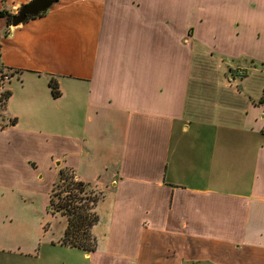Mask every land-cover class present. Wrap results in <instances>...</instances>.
Returning <instances> with one entry per match:
<instances>
[{
	"label": "crops",
	"instance_id": "1",
	"mask_svg": "<svg viewBox=\"0 0 264 264\" xmlns=\"http://www.w3.org/2000/svg\"><path fill=\"white\" fill-rule=\"evenodd\" d=\"M210 5L209 34L172 46L143 0L0 18V264H264V0ZM61 169L101 193L94 252L60 244Z\"/></svg>",
	"mask_w": 264,
	"mask_h": 264
},
{
	"label": "trees",
	"instance_id": "2",
	"mask_svg": "<svg viewBox=\"0 0 264 264\" xmlns=\"http://www.w3.org/2000/svg\"><path fill=\"white\" fill-rule=\"evenodd\" d=\"M12 16L7 12H0V18H5L7 27L10 25ZM28 19L33 18L29 17ZM6 35L7 32L4 36ZM229 74L232 79H235L231 69H229ZM48 86L52 97L58 98L60 91L54 78L49 79ZM9 95V92H2L0 103H4ZM101 197L100 192L94 190L89 184L78 180L73 171L59 170L49 194L48 211L66 219L65 232L60 240L61 245L84 252L96 250L97 244L91 230L98 222V216L94 209Z\"/></svg>",
	"mask_w": 264,
	"mask_h": 264
},
{
	"label": "rangeland",
	"instance_id": "3",
	"mask_svg": "<svg viewBox=\"0 0 264 264\" xmlns=\"http://www.w3.org/2000/svg\"><path fill=\"white\" fill-rule=\"evenodd\" d=\"M143 3L147 5L145 11L155 15V32H165V39L162 37L154 38L155 45L161 44V41L171 45L172 41L176 39V32H185L180 40L182 45H187V40L193 36L194 32H198L200 37L206 36L210 32V0H160V2L143 0ZM162 17L165 19L163 20ZM3 25L4 23L0 22V30H2ZM5 33V31L0 32V35ZM167 34L169 39L166 37ZM171 51L174 52L175 50L172 49ZM7 82L8 80H5L4 84ZM52 177L53 174L46 175L45 173L37 186V192L40 194L39 204H43L46 200Z\"/></svg>",
	"mask_w": 264,
	"mask_h": 264
},
{
	"label": "water",
	"instance_id": "4",
	"mask_svg": "<svg viewBox=\"0 0 264 264\" xmlns=\"http://www.w3.org/2000/svg\"><path fill=\"white\" fill-rule=\"evenodd\" d=\"M58 1L59 0H30L19 8L17 14L12 16L10 27L15 28L23 24L29 17H38L49 10L53 5L57 4ZM245 65L251 66V64Z\"/></svg>",
	"mask_w": 264,
	"mask_h": 264
},
{
	"label": "built area",
	"instance_id": "5",
	"mask_svg": "<svg viewBox=\"0 0 264 264\" xmlns=\"http://www.w3.org/2000/svg\"><path fill=\"white\" fill-rule=\"evenodd\" d=\"M232 71L235 79H241L245 72L244 68L240 67L232 68ZM5 80H8V78L6 77V75H3L1 78V82H4Z\"/></svg>",
	"mask_w": 264,
	"mask_h": 264
}]
</instances>
